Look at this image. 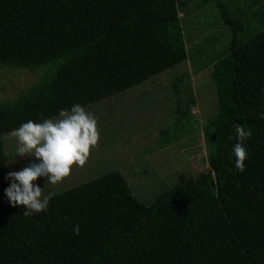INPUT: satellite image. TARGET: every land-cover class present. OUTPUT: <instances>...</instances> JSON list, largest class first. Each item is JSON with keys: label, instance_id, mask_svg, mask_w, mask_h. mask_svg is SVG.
I'll return each mask as SVG.
<instances>
[{"label": "trees", "instance_id": "1", "mask_svg": "<svg viewBox=\"0 0 264 264\" xmlns=\"http://www.w3.org/2000/svg\"><path fill=\"white\" fill-rule=\"evenodd\" d=\"M215 3L234 37L211 73L218 112L202 123L210 170L139 201L120 172L51 196L26 217L4 193L3 135L74 103L123 91L187 58L182 0H0V66L46 75L13 102H0V264H264V31ZM251 128L245 171L234 167L233 125ZM80 234L73 235V225Z\"/></svg>", "mask_w": 264, "mask_h": 264}, {"label": "rangeland", "instance_id": "2", "mask_svg": "<svg viewBox=\"0 0 264 264\" xmlns=\"http://www.w3.org/2000/svg\"><path fill=\"white\" fill-rule=\"evenodd\" d=\"M182 1L187 2L180 11L187 58L123 91L82 105L97 118L98 145L85 166H73L61 183L45 187V179L38 178L35 183L45 187L42 194L58 195L107 173L120 172L139 201L151 206L167 190L195 181L210 170L211 144L202 122L218 112L211 73L215 62L228 52L234 33L215 3ZM223 3L230 16L244 25L240 39L264 31V0ZM46 73L47 67L0 66V102L15 101ZM3 141L9 172L21 170L34 159L19 158L9 164L16 159V142L11 132L3 135Z\"/></svg>", "mask_w": 264, "mask_h": 264}, {"label": "clouds", "instance_id": "3", "mask_svg": "<svg viewBox=\"0 0 264 264\" xmlns=\"http://www.w3.org/2000/svg\"><path fill=\"white\" fill-rule=\"evenodd\" d=\"M259 119H264V112H259ZM203 123V122H202ZM235 143L232 145L234 167L239 172L245 171L248 158L245 141L252 135L249 127L237 123L233 125ZM15 139V157L30 159L27 166L18 171H10L5 180L9 186L4 189L8 203L15 207L26 206L23 215L35 216L46 212L51 196L42 194L46 185H57L68 177L73 166L83 167L90 152L100 140V131L96 116L79 103L70 109H60L57 116L41 121L28 120L13 129ZM38 178L45 179V187L35 183ZM73 235L80 234V225L72 228Z\"/></svg>", "mask_w": 264, "mask_h": 264}]
</instances>
